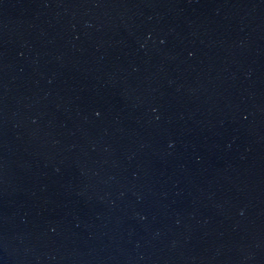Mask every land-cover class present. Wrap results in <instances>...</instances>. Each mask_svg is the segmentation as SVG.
Listing matches in <instances>:
<instances>
[{
	"label": "water",
	"instance_id": "95a60500",
	"mask_svg": "<svg viewBox=\"0 0 264 264\" xmlns=\"http://www.w3.org/2000/svg\"><path fill=\"white\" fill-rule=\"evenodd\" d=\"M0 264H264V0H0Z\"/></svg>",
	"mask_w": 264,
	"mask_h": 264
}]
</instances>
